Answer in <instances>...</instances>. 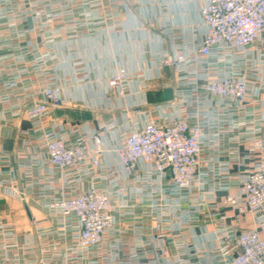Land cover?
I'll return each mask as SVG.
<instances>
[{
	"label": "built area",
	"instance_id": "built-area-1",
	"mask_svg": "<svg viewBox=\"0 0 264 264\" xmlns=\"http://www.w3.org/2000/svg\"><path fill=\"white\" fill-rule=\"evenodd\" d=\"M101 1L81 0L88 8L75 2L71 5L69 1L60 5L62 10L52 9L53 6L44 3L46 11H38L36 17L42 27L48 29L55 18H66L68 22L63 28L71 30V36L79 35L87 28L93 33H107L113 27L108 24L109 16L91 14L93 6ZM6 10L10 12L0 7V62L6 65L11 60L7 66L12 72L19 73L20 77L33 73L37 79V87L25 94L23 106L31 122L30 136L43 144L49 164L78 183L100 176L101 179L108 175L115 178L114 170L101 168L102 156L107 151L103 141L104 127L90 135L94 145L90 146L87 138L72 139L47 121L63 102L62 83L48 77L51 75L48 61L57 60L51 51L57 39L49 30L43 42L49 51L27 50L20 42L24 36L23 7L8 6ZM7 13L14 17L4 22ZM200 14L207 29L203 41L196 46H180L173 57L165 55L161 60V64L172 66L179 75L182 87L178 97L157 105L149 112L145 123L133 122L125 132L123 142L114 151L128 180L142 179V183L151 189L157 178L161 185L167 183L163 187L182 194V197L200 191L201 200L194 197L191 202L204 207L209 199H214L216 187L231 176L229 166L217 168L216 161L204 158L206 149H218L226 135H232L233 140L240 139L237 135L246 121L237 120L236 115L247 113L249 105L256 103L255 88L264 89V67L262 70L256 67L255 57L250 56V52L255 51L264 64V47H261L264 0H206ZM24 59H30V64L24 65ZM77 70V74L82 73L81 67ZM201 76L205 77L204 82L198 84L197 78ZM135 77L129 70L121 68L108 79V84L112 90L129 95ZM77 80L85 82L86 78ZM15 83L13 79H6L4 86L9 88ZM142 86H145L144 81ZM209 107L220 115L217 120L206 113ZM251 113L256 115L253 110ZM212 123L216 131L208 132ZM246 137L251 143L250 151H259L260 155L251 167L242 169L236 163L243 171L238 182L239 190L224 198L230 214L223 219L233 217L240 221L253 215L258 226L238 229L222 222L224 225L215 230L216 248L211 255H204V259H195L185 252L182 239L176 238L180 251L177 264H264V121L256 119L248 128ZM144 166L149 170L139 174ZM100 168L102 174L98 175ZM8 175H12L11 170ZM157 192L163 193V189ZM123 197H126L124 185L115 183L108 189L92 181L76 193L49 200L46 206L60 219L54 230L60 240L42 246L57 247L65 243L63 264H94L97 258L113 264H156L141 262L142 256L136 249H131L123 258L113 243L109 252L105 251L106 236L115 228L117 219L125 221L135 215L136 205ZM152 206L153 213L155 209L158 212L163 209L160 203ZM178 219L181 220V216ZM36 224L40 226V221ZM48 232L39 230L43 237L49 236ZM13 236L10 224L0 223V264H11L8 251H11Z\"/></svg>",
	"mask_w": 264,
	"mask_h": 264
},
{
	"label": "crops",
	"instance_id": "crops-1",
	"mask_svg": "<svg viewBox=\"0 0 264 264\" xmlns=\"http://www.w3.org/2000/svg\"><path fill=\"white\" fill-rule=\"evenodd\" d=\"M101 2L93 6L91 14L101 17L106 12L109 14L108 24L113 27L107 33H93L87 28L79 36L72 37L64 32L53 45L51 51L57 60L48 61L51 70L48 77L62 83L63 102L47 121L72 139L87 138L90 146H94L90 135L104 127L103 141L107 151L102 156L101 168L114 170L115 178L108 175L101 179L100 176L78 183L49 164L43 144L30 136L31 122L23 108L25 94L37 87V79L33 73L20 77L19 73L12 72L7 66L11 60L6 65L0 62V223L10 224L14 233V239L10 240L11 251H8L11 264H63L65 243L57 247L42 246L45 242L60 240L54 231L59 216L46 205L62 194L78 192L92 181L108 189L115 183L124 185L126 197L123 199L136 205L135 215L125 221L117 219L115 228L106 236L105 246L116 244L123 258L131 249H136L142 256L141 262L177 264L180 251L176 238H181L185 252L195 259H204V255H211L215 250V232L221 225L238 229L258 226L253 215L240 221L233 217L223 219L230 214L223 201L227 194L239 190L243 171L236 163L244 169L253 166L259 158V151H250L246 132L256 119L264 121V89L255 88L256 103L249 105L247 113L236 115L237 120L246 121L239 129L240 139L233 140L232 135H226L218 149L212 147L205 151V159L216 161L217 168L229 166L231 175L216 187L214 199L206 200L207 206L199 207L191 202V198L199 199L200 191L182 197L163 187L167 183L161 185L157 178L151 189L142 179L128 180L114 151L133 122L145 123L149 112L157 105L178 97L182 87L179 75L172 66L161 64V60L165 55L173 57L180 46H196L203 41L207 29L200 11L206 0ZM33 24L30 23V33L20 42L30 49L45 51L39 29ZM262 43L264 47V37ZM80 67L82 73L77 74ZM121 68L136 76L130 85L131 94L125 96L108 84V79ZM82 77L86 78L85 82L77 80ZM204 78L198 77V84H202ZM6 79L16 83L7 88L4 86ZM207 112L215 120L220 116L211 107ZM207 131H216L214 123ZM101 168L97 170L98 175L102 174ZM148 170L144 166L139 174ZM161 189L163 193L157 194ZM145 193L150 195L142 196ZM158 203L163 209L160 212L155 209L153 213L152 205ZM36 221H40L44 229L49 228L46 230L49 236L40 237Z\"/></svg>",
	"mask_w": 264,
	"mask_h": 264
},
{
	"label": "rangeland",
	"instance_id": "rangeland-1",
	"mask_svg": "<svg viewBox=\"0 0 264 264\" xmlns=\"http://www.w3.org/2000/svg\"><path fill=\"white\" fill-rule=\"evenodd\" d=\"M38 1H41V0H0V7L4 8L6 12H10V11L6 10L8 6L23 7L24 10H21V11H23L22 13L24 15L23 16L24 17L23 18V22H22L24 36H23L22 39L24 40L26 38L27 34L30 33V31H31V29H29L30 23H32V24L34 23L33 25H35V27L37 29H39L38 31L40 32V34L42 36L41 43H42V46L45 48V51H40V52H47L49 50V48L47 47V44H43L44 38H45V35H46V32L47 31L50 30V33L52 32V34L54 35V37L57 40H59V38H61L62 33H64V32L72 33V32H71V30H66V28H63L64 26H66L65 24H67V22H68L67 19L64 18V17L55 18L53 20V22L51 24V27L49 29L47 27H42L43 24H41V21L37 18L38 16L36 17V15H37V12L38 11H42V12H45L46 11V8H45V5H44V3H45L46 0L44 2H40V3H38ZM69 1H70V3L71 2H75V3H80V4H83V5L85 4L86 5L85 7L88 8V5L86 3H84V2H81V0H48L45 4H47L48 7L49 6H53L52 9H60V10H62L60 8V5H63L64 3L69 2ZM36 3H38V4H36ZM71 5H72V3H71ZM25 9H27V10H25ZM43 10H45V11H43ZM13 11H15V10H13ZM27 11H29V12H27ZM22 13L20 12V15H22ZM9 14H10V16H9ZM40 15H42V14H40ZM108 16H109V14H105L104 13V16L103 17L105 18V17H108ZM13 17H14V15L12 13H7L6 16H5V18H4V22L9 21L10 18L13 19ZM58 19L60 20L59 22H58ZM29 21H30V23H29ZM77 36H79V35H74L72 37H77ZM23 46H25V45L23 44ZM26 49L27 50H32V51L36 50V49H30L28 47H26ZM0 52H2V51L0 50ZM250 56L251 57L252 56L255 57L256 67L258 66L259 69L262 70V67H264V64H263L262 60H260L261 56H259L258 53H256L255 51L250 52ZM23 64L24 65L25 64L26 65L27 64H30V59H24ZM47 64L49 66V63H47ZM35 224H36V222H35ZM38 227H40V230L43 229L44 231L49 229V228L48 229L47 228L44 229L43 227H41V225L38 226ZM43 236H44V234L40 235V237H43ZM1 241H2V239H0V244H1ZM110 249H111V245L110 246H107V247L105 246V251H108L109 252ZM104 256H105V254H104ZM104 260L105 259H102V261H101L99 258H97V259L94 260V264H106L108 261H106L104 263ZM118 264H121V263H118Z\"/></svg>",
	"mask_w": 264,
	"mask_h": 264
}]
</instances>
